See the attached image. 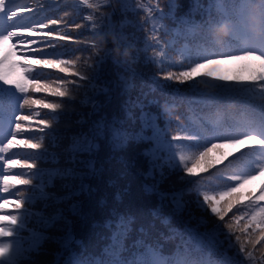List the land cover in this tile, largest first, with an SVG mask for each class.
Segmentation results:
<instances>
[{"label":"snow or ice","instance_id":"snow-or-ice-1","mask_svg":"<svg viewBox=\"0 0 264 264\" xmlns=\"http://www.w3.org/2000/svg\"><path fill=\"white\" fill-rule=\"evenodd\" d=\"M170 3L175 8L174 0ZM221 3L209 0L212 8ZM83 4L92 13L84 17L86 23L74 24L68 31L62 30L66 24L62 18L32 19L44 10L43 4L31 8L0 0V264H25L27 254L45 241L60 249L56 264L65 253L63 264H229L227 259L201 255L225 244L235 248L237 256L251 258L249 247L264 245V64L244 75L221 72L218 62L227 55L210 50L202 37L197 41L199 20L193 11L202 7L200 0H194L193 8L179 19L159 7L158 17H151L154 21L171 18L177 25L175 37L192 45L195 36L194 47H176L174 40L162 44L155 35L156 24L150 29L151 38L137 47L125 31V22L113 19L118 11L123 15L135 10L132 0H83ZM147 23L143 20L142 27ZM85 32L89 37H84ZM97 36L104 38L103 47L96 42ZM109 36L115 37V44ZM69 44L79 45V51L89 55L63 58L66 53L59 49ZM116 46L122 53L131 49L130 58L116 56ZM239 54L264 61V48ZM142 55L150 63L184 69H161L159 80L204 86L198 98L185 101L188 111L177 114L174 110L182 107L181 102L168 97L160 104L143 93L133 96L131 76L125 73L135 74L133 66ZM109 61L116 70L114 78L105 75ZM81 65L89 72L80 71ZM51 75L56 78L47 79ZM79 88L87 91L82 102L86 110L62 135H56L55 120L37 117L47 110L58 118L74 101L73 90ZM36 94L44 98L37 99ZM154 105L158 112L153 111ZM233 107L235 112L229 110ZM161 116L167 117L163 127ZM21 153L22 158H12ZM113 159L136 169L142 190L157 201L149 214L160 220L169 235L121 207L128 188L121 190L116 179H109L108 186L115 188L113 204L109 206L106 197L98 201L105 214L108 243L99 255L86 256L74 227L91 215L86 201L97 192L93 181L101 178L105 163ZM15 169H20L19 174H6ZM173 175L178 179L173 180ZM205 175L212 180L204 181ZM187 190H194L199 207L210 211L211 232L202 233L199 226L191 225ZM5 194L16 198H5ZM36 202L41 207L33 211ZM165 208L168 215H162ZM24 231L27 237L21 235ZM133 232L137 238L129 244ZM175 237L181 240L175 256H164L161 239Z\"/></svg>","mask_w":264,"mask_h":264},{"label":"trees","instance_id":"trees-1","mask_svg":"<svg viewBox=\"0 0 264 264\" xmlns=\"http://www.w3.org/2000/svg\"><path fill=\"white\" fill-rule=\"evenodd\" d=\"M91 3L101 2L102 0H90ZM17 4H26L31 8H36L38 4H43L44 10L38 14L33 15L32 19H39L46 22L47 19H63L66 24L62 30L70 31V26L80 23H86L84 17L92 13L86 5L83 4V0H14ZM236 3L237 0H222L221 5L212 8L209 4V0H200L201 8L193 11V16L197 21V26L195 28L197 34V41L205 44L213 52H219L220 54L227 55V59L218 62L219 70L224 74L228 75H244L249 71L258 70L264 61H258L251 55H240L237 53L232 54L231 50L237 47V39L235 32L233 30V24L238 23L235 21L236 14ZM132 4L135 10L129 11L125 14H121L119 11L113 17L116 21L125 22V31L132 35V38L137 41V47L142 48L144 46V40L146 38H151L153 32L150 30L153 24H156L155 35L164 44L168 40H174L176 47H194L196 37L192 36L193 44L189 45L188 41L181 38L175 37V32L177 29L176 23L171 19L166 17L162 20L154 21L151 17H158L157 7L163 10L165 13H171L177 19L185 16L192 8L194 0H174L175 8L172 7L170 0H132ZM139 5V7H136ZM205 9L210 14L205 12ZM101 11H111L101 7ZM207 14V15H206ZM245 14H246V29L249 34V41L246 48L242 51L246 53H251L254 50H258V45L263 43L264 45V0H245ZM205 15L204 17L201 16ZM147 19L148 23L144 24L142 27L143 20ZM201 19V20H200ZM3 27V23L0 22V28ZM51 27V26H50ZM183 30V29H182ZM73 35L75 33L73 32ZM84 37H89V33L85 32ZM96 42H98L101 47L104 46V38L102 36H97ZM108 39L116 43V39L113 36H109ZM232 41L230 43V41ZM153 43H155L153 41ZM232 43H236L235 47H231ZM79 45H67L65 48L59 49V51L65 52L66 55L63 58L73 59L76 56H87L88 52L79 51ZM75 49V50H74ZM117 49L119 54H117ZM130 52L131 49L122 50L116 46L114 48V54L116 56H121L123 54L125 59H129L130 55L126 56L125 52ZM151 53V49H149ZM172 58L176 59L175 54H172ZM187 63V62H185ZM135 69V74L125 73L127 76H131L132 80V94L143 93L147 96L149 100H157L160 104L163 103L165 97L170 99H175L180 101L182 107H176L175 112L178 114L180 111H188V106L186 104L187 99L198 98V91L203 90L204 86L198 82L195 84L179 85L175 82L159 80V76L162 74L161 69L164 71L179 72L184 69L179 67H169L168 64L160 63H150L142 55L140 60L133 66ZM80 71L88 73L89 69L83 65L80 67ZM116 70L114 69L111 62H107L105 65V75L107 77L114 78ZM63 75V74H60ZM55 75L48 76L47 79L54 80ZM74 79L75 77H69ZM74 101L67 105V111L62 112L59 117L51 116L47 110L40 113L38 119H53L55 123V134L62 135L68 124L72 123L78 118V114L86 110V106L82 103L87 98V91L84 88L73 90ZM35 98L43 99L44 94H36ZM51 99V98H50ZM5 107H7V101H5ZM196 108L197 105H192ZM232 112L236 111V108L229 109ZM153 111H159L154 105ZM25 114H29L25 111ZM167 117H160V124L163 127L164 122ZM175 128V124L172 125ZM53 134H49V138L46 139V143L50 142ZM23 153L18 157L12 158H22ZM131 153L129 155V160H131ZM140 161L137 160V165ZM20 169L12 170L6 174L15 175L19 174ZM125 173L121 178L120 174ZM109 179H116L117 186L123 190L125 187L128 191L124 194L123 205L121 207H126L132 212L136 213L139 217L140 222L148 224L149 222H154L156 227L160 232H163L165 236L169 235L167 228L160 223L159 219L151 217L149 214V209L155 207L157 201L154 196H148L144 193L141 188L140 179L136 175V169L129 166L125 168L124 164L116 159H113L105 163V172L99 180H94L93 184L97 185V192L93 197L86 201V210L91 211V215L88 216L84 221H77L74 227L75 235L77 239L83 241L84 255H99L103 247L108 243L107 236L108 231L103 227V221L105 219L104 212L98 207V201L106 197L109 206L113 204V192L114 187L108 186ZM173 180H177L178 177L173 175ZM204 181H211L212 177L205 175L202 178ZM22 190V189H21ZM5 198L15 199L16 197H8L5 194ZM185 199L189 201V208L191 210V225L193 227L199 226L200 232H211L214 228L213 220L210 211L205 212L199 207L197 203V193L194 190H187ZM41 207L39 202L34 205L33 211H38ZM168 209H162V215H168ZM203 221V223H201ZM94 223L96 226L94 227ZM175 221L173 226H175ZM31 227L32 225L29 224ZM258 234V233H257ZM22 236L27 237L28 232L24 231L21 233ZM137 238V233L133 232L130 235L129 244ZM221 240L224 239L223 236L219 237ZM186 239V237H185ZM233 243L235 244V237H233ZM161 251L164 256L173 257L174 251L177 252V246L181 244L180 237H175L173 239H161ZM238 247V244H237ZM249 250L253 252V256L248 258L243 256H237L235 248H229L227 244L218 249L211 251H203L201 255L206 259H227L229 264L233 260L243 259L246 264H264V245L257 244L254 248L249 247ZM59 247L51 242L45 241L37 250L27 254L25 264H56V253L59 252ZM75 251L79 254L81 249L77 247ZM64 256L60 258V264H63Z\"/></svg>","mask_w":264,"mask_h":264},{"label":"clouds","instance_id":"clouds-1","mask_svg":"<svg viewBox=\"0 0 264 264\" xmlns=\"http://www.w3.org/2000/svg\"><path fill=\"white\" fill-rule=\"evenodd\" d=\"M117 54H119V50H118V49H117ZM125 55H126V56L130 55V52H127V51H126V52H125Z\"/></svg>","mask_w":264,"mask_h":264}]
</instances>
